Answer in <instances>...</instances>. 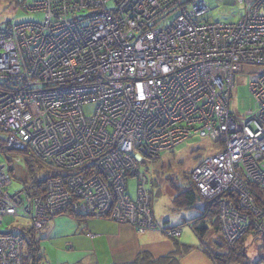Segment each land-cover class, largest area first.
<instances>
[{"label": "built area", "instance_id": "obj_1", "mask_svg": "<svg viewBox=\"0 0 264 264\" xmlns=\"http://www.w3.org/2000/svg\"><path fill=\"white\" fill-rule=\"evenodd\" d=\"M215 1L35 0L25 9L41 20L0 25V224L12 217L0 264H23L24 221L39 229L74 214L156 227L140 165L195 135L217 145L189 179L218 202L220 231H264L253 192L264 187V0H224L243 5L235 22L209 21ZM241 69L258 76L248 85L254 107L237 114L229 105ZM26 151L51 174L11 191L9 171Z\"/></svg>", "mask_w": 264, "mask_h": 264}, {"label": "rangeland", "instance_id": "obj_2", "mask_svg": "<svg viewBox=\"0 0 264 264\" xmlns=\"http://www.w3.org/2000/svg\"><path fill=\"white\" fill-rule=\"evenodd\" d=\"M34 0H0V25L7 22L15 21H39L43 17V12L26 10L25 5L31 3ZM209 10L206 14L209 21L218 22H235L244 13L243 5L237 3H228L224 0H216L214 4L207 3ZM258 76V72L255 70H250L246 72L241 69L239 73L235 75L234 85L231 90L230 99V109L232 112L237 114H243L248 109L254 107L255 100L248 88L251 80ZM85 114L89 115L93 112L94 105L92 103L85 104L83 106ZM217 148V145L207 137L191 136L184 142L176 145L171 152L164 151L161 152L160 157L157 161L153 159L147 160V163L140 165V169L144 171L149 182L147 184L148 188L152 190V212L154 215V222L156 227L147 229L144 232L157 229L162 231L165 227L164 223L168 221L166 225L175 227H165V235L171 237L169 230L172 228L180 227L181 235L177 237L179 242L191 245V249L181 256V264H213L211 259L198 249L199 240L194 234L188 223L190 219L197 214L196 209H182L175 208L171 202V196L175 189H173L169 182L173 181L174 185H184L188 184L189 179L185 178L193 167L198 163V161L206 155L212 154ZM158 158V157H157ZM156 159V158H155ZM0 161L2 163H7L6 157L0 155ZM22 168V165L19 164ZM12 183L9 186L11 191L19 190L24 185V180H29L27 175L21 174L18 167L14 170L9 171ZM42 175V172L41 174ZM128 183V193L131 199L136 196V178L134 176H129L127 179ZM70 216L73 217L71 214ZM93 218V217H89ZM12 217H5L2 224H0V231H6L8 228V223L11 221ZM25 226H28V221H24ZM49 224V223H48ZM47 224V225H48ZM47 225L39 229H34L38 231L43 230ZM168 231V232H167ZM143 232V233H144ZM264 232V231H263ZM263 232H258L256 234L250 233L249 236L244 237L249 233L247 230L242 236L234 238H227L220 231V238L226 244H233L244 239V252L242 255L244 262L252 261V264H264V241L258 236ZM141 236V235H140ZM235 264V263H231Z\"/></svg>", "mask_w": 264, "mask_h": 264}, {"label": "crops", "instance_id": "obj_3", "mask_svg": "<svg viewBox=\"0 0 264 264\" xmlns=\"http://www.w3.org/2000/svg\"><path fill=\"white\" fill-rule=\"evenodd\" d=\"M38 236L44 264H119L143 251L159 257L173 250V241L162 231L140 233L129 224L104 218L80 221L57 215Z\"/></svg>", "mask_w": 264, "mask_h": 264}, {"label": "trees", "instance_id": "obj_4", "mask_svg": "<svg viewBox=\"0 0 264 264\" xmlns=\"http://www.w3.org/2000/svg\"><path fill=\"white\" fill-rule=\"evenodd\" d=\"M172 150H169L168 152H171ZM22 154L23 163L20 164L22 165L23 169H21L19 165L18 169L21 174L27 175L26 172L28 173V178L30 181L27 180V182H31L33 184V181L38 179V181L41 183L46 179V175L49 173L51 174L48 163L34 158L32 154L27 151ZM159 157L154 159V161H157ZM41 172L42 175L39 176ZM184 177L189 179V174L187 176L185 174ZM169 184L173 189H175L171 196L173 207L177 209L182 208L197 210V214H195L194 217L190 219L189 226L199 240L198 249L202 253H205L211 259L213 264H246V262H244L242 259V255H245L243 243L244 239L242 238V240L233 244H226L219 236L220 225L218 218V202L202 198L198 194L197 189L194 187L190 179L188 184L184 185H174L173 181L169 182ZM150 191V199L152 204V190L150 189ZM253 192L259 199L258 201L264 202V187L254 186ZM32 194H34V191ZM228 195L233 197L232 199L237 206V199L234 194ZM70 215L71 214H68L67 216ZM72 215L75 219L80 221L89 218L84 215ZM167 222V220L163 222L165 227H175V225H166ZM165 227L162 230L163 233H166ZM18 229L23 237V264H44L43 262L41 263L42 255L40 254L39 236L37 234V230H34L31 227H20ZM250 233L251 232L249 231V233L244 237L249 236ZM177 237H170V239L173 241V250L171 252L159 257H153L148 252L143 251L138 253L132 261L119 264H181V256L191 249V245L179 242ZM253 237H261L264 241V232ZM247 264H252V261L249 260Z\"/></svg>", "mask_w": 264, "mask_h": 264}, {"label": "bare ground", "instance_id": "obj_5", "mask_svg": "<svg viewBox=\"0 0 264 264\" xmlns=\"http://www.w3.org/2000/svg\"><path fill=\"white\" fill-rule=\"evenodd\" d=\"M173 237V236H172Z\"/></svg>", "mask_w": 264, "mask_h": 264}]
</instances>
